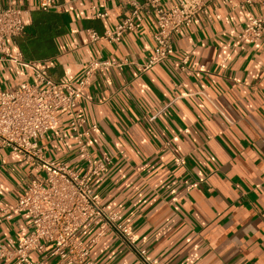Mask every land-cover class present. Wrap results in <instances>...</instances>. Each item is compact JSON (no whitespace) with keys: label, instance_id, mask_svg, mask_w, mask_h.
Listing matches in <instances>:
<instances>
[{"label":"crops","instance_id":"obj_1","mask_svg":"<svg viewBox=\"0 0 264 264\" xmlns=\"http://www.w3.org/2000/svg\"><path fill=\"white\" fill-rule=\"evenodd\" d=\"M160 1L168 7L172 0ZM7 5L23 9L26 26L24 35L9 38L10 48L54 80L78 85L91 61L123 62L88 76L77 110L100 127L91 138L94 155L112 157L94 187L107 209L119 211L118 222L132 228L137 246L157 264H264V38L238 37L247 15L264 6L211 3L174 35L173 55L145 69L156 47L154 15L118 42L89 35L121 22L128 0H65L50 11L39 0H0V8ZM25 75L0 60V90L15 89ZM59 117L39 140L45 156L83 171L68 117ZM37 175L44 172L35 160L2 150L0 209L7 211L0 213V242L31 231L29 215L12 207ZM98 230L81 234L93 263L144 264L118 232L94 240ZM30 259L60 264L38 251Z\"/></svg>","mask_w":264,"mask_h":264},{"label":"built area","instance_id":"obj_2","mask_svg":"<svg viewBox=\"0 0 264 264\" xmlns=\"http://www.w3.org/2000/svg\"><path fill=\"white\" fill-rule=\"evenodd\" d=\"M65 0H39L43 11L58 9ZM224 1L233 9L264 6V0H172L165 7L160 0H128L130 13L113 29L99 35L89 30L90 39H106L118 42L126 32L139 30L146 15H154L156 29L152 32L156 47L152 57L144 64L148 69L169 59L174 53L173 37L183 28L191 27L196 16L208 5ZM105 17L107 13H95ZM23 9L15 5L0 8V60L23 67L26 75L18 86L10 91L0 90V154L9 148L20 153L24 160H35L44 175L35 176L26 186L12 207L27 213L32 229L16 240L0 242V260L32 264L30 253L38 251L46 256H57L60 264H95L90 260V249L81 234L92 226L99 227L94 240L109 231L118 232L130 244L144 264H157L147 249L137 246L138 237L128 225L118 222L119 211L109 210L94 187V180L103 176L112 163V157L95 156L91 138L100 132L97 123H89L78 112L88 76L95 70H103L123 62L110 60L91 61L86 77L78 85L54 80L48 70L35 60L25 59L22 52L12 51L10 37L24 35ZM239 38L258 43L264 38V12H251ZM184 57L182 63L187 64ZM204 68V66H202ZM68 117L70 136L78 147L85 163L83 171H77L66 162L48 160L39 140L60 122L59 113ZM177 163L183 158H177ZM7 209H0V213ZM42 264V262L38 263Z\"/></svg>","mask_w":264,"mask_h":264}]
</instances>
